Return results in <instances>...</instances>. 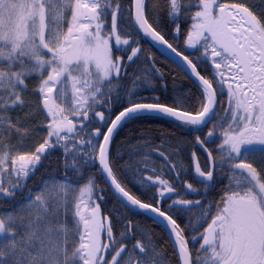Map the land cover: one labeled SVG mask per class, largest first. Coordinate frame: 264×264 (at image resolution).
<instances>
[{"label":"snow or ice","instance_id":"6c2138e0","mask_svg":"<svg viewBox=\"0 0 264 264\" xmlns=\"http://www.w3.org/2000/svg\"><path fill=\"white\" fill-rule=\"evenodd\" d=\"M129 2L133 7L125 9L122 0H0V208L9 202V210L0 211V264H168L151 233L131 220L121 223L117 237L110 216L102 214L95 176L71 182L69 170L80 178L91 167L110 182L121 207L154 214L153 224L162 218L177 264H264V15L245 0H163L174 39L180 36V18L192 21L184 43L193 51L185 54L158 30V0ZM126 13L136 34L120 27ZM140 33L174 54L177 66L194 79L199 92L194 107L188 89L167 104L140 96L137 80L150 86L152 76L162 78L149 60V67L133 75V87L124 90L122 110L113 111L121 99L113 85L140 59ZM202 64L209 68L206 75L198 70ZM225 93L226 106L218 99ZM16 111L23 117L14 119ZM37 115L42 119L36 126L48 131L26 148ZM147 118L199 132L207 128L203 139L195 137L206 163L202 166L195 151L191 157L203 192L182 180V162H174L182 152L179 142L169 145L170 152L153 149L174 178L150 166L148 152L143 168L136 169L134 182L154 190L155 203L141 201L121 181L110 152L114 137L133 120ZM55 149L62 151L64 176H49L17 200ZM220 179L227 180L222 194L207 203ZM188 193L200 198L188 199ZM164 199L170 200L167 210L160 207ZM196 208L202 209V220L195 228L173 215ZM189 239L202 241L197 250L190 249Z\"/></svg>","mask_w":264,"mask_h":264},{"label":"trees","instance_id":"16d2710c","mask_svg":"<svg viewBox=\"0 0 264 264\" xmlns=\"http://www.w3.org/2000/svg\"><path fill=\"white\" fill-rule=\"evenodd\" d=\"M261 1L264 2V0ZM122 3L125 9L132 8V4H130L129 0H122ZM155 12L158 13L155 16V19L159 25L158 30L161 31L165 39L168 40L169 43H172L178 50L185 51V54H189L186 51L184 36L190 29L192 21L187 17V15L182 16L179 21V39H174L176 35L174 32L175 25L168 19L166 5L164 4L163 0H158V5L155 7ZM151 22L152 20L150 19V23ZM120 27L123 29H128L132 31L133 34H136L135 29L132 28L131 22L127 19V13L125 14V19L120 21ZM139 36L140 47L142 48V53L139 54L140 59L128 66L127 75L121 78V81L118 85H113L121 94V99L119 102L114 104L113 111L118 112L119 110H122V105L127 101V97L123 95L124 90L131 89L133 87L131 83L133 75H140L143 69L149 67V60L153 61L155 67L162 72V78L159 75L152 76L150 86L145 85L142 79L137 80V91L139 92L140 96L149 101L152 100L153 97H159L161 102L167 104L171 103L173 100L174 93L188 89L191 93V95L188 97L190 106L194 107V98L199 94L198 88L196 87V82L187 77L185 72L161 55V53H159L148 41H146L141 34H139ZM116 54L117 53L114 52V55ZM123 63H128L126 56L123 60ZM198 70L201 72V74L205 75L209 72L208 66L204 64H202ZM34 82L35 78L30 81V85ZM28 99L33 103L36 102V97L31 92L28 94ZM113 99H115V95L113 96ZM218 99L226 106V93L224 97H218ZM12 115L15 119L16 116L23 117L24 113L16 111L13 112ZM40 119H42L41 116H34L31 123L29 124L30 127L35 128V134L26 140V148H31L34 145H37L41 139L46 136L48 131L47 128L43 126H36ZM96 119L98 120V118ZM208 127L210 128L211 125H208ZM206 131L207 128H205L203 132H199L197 129L182 127L171 120L162 118L133 120L125 127L121 128L114 137L110 149L113 160V168L115 169L121 181L131 192L136 194V196L141 199V201L155 203L154 197L157 195V193L154 190L142 188L139 183L134 182L138 179L136 175V169L138 167L143 168L142 155L143 153L148 152L152 156L150 166H154L158 172L162 170V174L165 178H174L175 174L168 171V166L164 163L163 158L160 157L153 149L161 148L162 150H167L170 152L169 145L175 146L176 143L179 142L182 145V152L178 158H175L174 162L178 165H180L182 162V180L186 181L187 183H191L194 187L200 188L201 192H203L202 185L198 184L197 179L194 176V167L191 157L192 152L195 151L202 166L206 163V155L201 151L195 140L197 133L200 134L201 138L203 139ZM148 143H150L152 147H144V145ZM210 147L214 151L216 145L212 144ZM64 174L65 169L62 161V151L60 149H55L50 155L42 160L41 165L38 167L35 174L28 178L23 193L17 194V200H21L23 196L27 195L30 189L36 190L39 188L41 186V182L47 179L49 176L55 175L56 177L61 178L64 176ZM89 175L96 177V184L103 195V200L98 201L101 204L102 214H108L110 216L114 232L117 234V237L121 231V223L126 220H131L133 222V226H139L151 233L156 245L159 246V250L163 252L167 258L168 264H177V259L173 254V249L170 243H168V235L160 226V224H153V218L147 215L133 211L126 207H121L118 200L106 185L103 177H101L97 172L96 167L85 168L83 170V177L80 178H77L71 170L68 171V176L71 178V182L73 184H82L84 182V178ZM217 175L222 176L223 173H217ZM226 183V179L217 180L214 190L210 191L207 195V203H211L220 197L222 194L221 190L224 188ZM178 191L183 193L186 190L181 186L178 187ZM186 198L196 199L200 198V196L198 194L188 193ZM168 203H170V200L164 199L160 204V207L163 210H167ZM207 203L205 204V207L207 206ZM8 210L9 202L5 201L3 207L0 208V211ZM201 211L202 209L196 208L191 212H173V215L178 218V222L181 223L182 226L191 221L193 227L195 228L196 225L202 220ZM206 226V223L201 224L199 231H203V228ZM191 234L192 229L186 230V237L190 238ZM200 242L202 241L192 242L189 239L190 249L197 250L199 248Z\"/></svg>","mask_w":264,"mask_h":264},{"label":"water","instance_id":"95a60500","mask_svg":"<svg viewBox=\"0 0 264 264\" xmlns=\"http://www.w3.org/2000/svg\"><path fill=\"white\" fill-rule=\"evenodd\" d=\"M143 35V34H142ZM148 40L166 59H168L170 62H172L173 64H175L176 66L178 64H180L181 62L179 61V59L177 57H175L174 54H171L169 50H166L165 48L161 47V46H157L155 44H153L149 39H146ZM180 68V67H179ZM181 69V68H180ZM193 79V78H192ZM194 80V79H193ZM107 185L109 186V188L111 189V191L114 193V190L112 189V187L110 186V182H106ZM117 197V196H116ZM118 198V197H117ZM132 209H135V208H132ZM137 210V209H135ZM137 211H140V212H143L145 213L143 210H137ZM152 217L155 218L154 214L152 213H146ZM156 219V218H155ZM159 223L162 225V227L165 229V231L167 232L168 234V231L167 229L165 228V222L162 220V218L160 219Z\"/></svg>","mask_w":264,"mask_h":264},{"label":"rangeland","instance_id":"374dc122","mask_svg":"<svg viewBox=\"0 0 264 264\" xmlns=\"http://www.w3.org/2000/svg\"><path fill=\"white\" fill-rule=\"evenodd\" d=\"M225 2H229V0H225ZM246 4L250 5L251 8L255 11V13H257L258 15H264V8L261 5L262 1H255V0H245ZM75 119V118H73ZM216 150V147L214 149V152ZM102 238H103V234H102Z\"/></svg>","mask_w":264,"mask_h":264},{"label":"flooded vegetation","instance_id":"af4514ba","mask_svg":"<svg viewBox=\"0 0 264 264\" xmlns=\"http://www.w3.org/2000/svg\"><path fill=\"white\" fill-rule=\"evenodd\" d=\"M262 7L264 8V5L261 3ZM193 50H187V52L190 54Z\"/></svg>","mask_w":264,"mask_h":264}]
</instances>
